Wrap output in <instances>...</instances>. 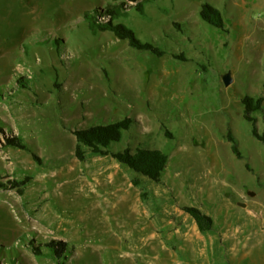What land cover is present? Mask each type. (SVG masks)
I'll return each instance as SVG.
<instances>
[{"label": "rangeland", "instance_id": "rangeland-1", "mask_svg": "<svg viewBox=\"0 0 264 264\" xmlns=\"http://www.w3.org/2000/svg\"><path fill=\"white\" fill-rule=\"evenodd\" d=\"M141 1L114 22L162 56L96 26L120 0H0V264H264V144L242 103L264 96V0ZM124 117L112 150L165 151L160 182L75 156V129Z\"/></svg>", "mask_w": 264, "mask_h": 264}, {"label": "trees", "instance_id": "trees-1", "mask_svg": "<svg viewBox=\"0 0 264 264\" xmlns=\"http://www.w3.org/2000/svg\"><path fill=\"white\" fill-rule=\"evenodd\" d=\"M137 1V0H131ZM144 1L137 6L139 11H143ZM147 1V0H146ZM133 6L127 3V0H120L115 5H111L106 10L109 19L104 23H96L101 30H110L117 37L129 41V44L137 49L149 51L157 56H162L164 51L152 43H142L136 37L135 32L123 23L114 22L116 18L128 13ZM203 20L219 30L225 29V22L220 9L209 3H204L200 10ZM244 105V118L252 123V134L264 144V133H260L256 125V117L252 116L254 112L260 111L264 107V96L258 98L246 95L242 99ZM133 123L132 118L124 117L122 119L91 125L85 128L74 130L76 138L75 156L83 160L87 151L94 154L110 155L120 164L128 167L135 173L144 176L154 182H160L163 172L167 166L169 155L161 149H151L146 147H136L132 149L126 147L123 150L114 151V143L120 142L125 131L129 130ZM231 142L233 153L242 159L243 156L239 150L237 139L231 134L227 138ZM182 209L188 213L197 223L201 232H208L214 229L213 218L196 206L185 205ZM57 251V250H56Z\"/></svg>", "mask_w": 264, "mask_h": 264}, {"label": "water", "instance_id": "water-1", "mask_svg": "<svg viewBox=\"0 0 264 264\" xmlns=\"http://www.w3.org/2000/svg\"><path fill=\"white\" fill-rule=\"evenodd\" d=\"M222 79L223 82L225 84L226 87L230 86L233 83V77L231 75V72H227L225 74L222 75ZM251 195H253V193H250ZM241 206H245V203H240Z\"/></svg>", "mask_w": 264, "mask_h": 264}]
</instances>
